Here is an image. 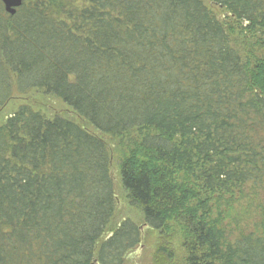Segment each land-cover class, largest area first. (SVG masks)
Instances as JSON below:
<instances>
[{
  "label": "trees",
  "instance_id": "trees-1",
  "mask_svg": "<svg viewBox=\"0 0 264 264\" xmlns=\"http://www.w3.org/2000/svg\"><path fill=\"white\" fill-rule=\"evenodd\" d=\"M235 29L264 39V0H22L13 16L0 2V112L35 92L98 133L25 104L0 124V264H123L139 246L129 220L104 237L107 139L159 232L150 264H264V224L231 239L221 209L264 187V59L243 62Z\"/></svg>",
  "mask_w": 264,
  "mask_h": 264
},
{
  "label": "rangeland",
  "instance_id": "rangeland-1",
  "mask_svg": "<svg viewBox=\"0 0 264 264\" xmlns=\"http://www.w3.org/2000/svg\"><path fill=\"white\" fill-rule=\"evenodd\" d=\"M205 4L223 24L225 23L226 25V22L233 21V19H227L229 15L223 10L209 5L206 2ZM258 34H241L236 29L230 34L232 45L238 51L243 62L249 63L250 67H253L258 59H264V46L259 41L260 39L264 41V39ZM24 104L43 112L49 118L60 117L77 124L89 133L98 135L88 123L81 120L69 107L57 100L35 92H32L27 96L13 98L0 112V124H2L7 116L11 115L18 106ZM105 142L111 146L110 149L112 151L110 176L113 183L115 211L109 225L107 226L104 237L113 232L123 220L131 221L140 229L141 240L138 247L126 253L123 258V264H150L157 245L159 232L150 230L145 225L143 215L139 209L129 205L127 193L125 192L120 179L118 167L119 155L115 151L116 144L108 139L105 140ZM225 200L224 206L222 205L221 209L228 212L224 225H227L226 230L231 239L239 232L246 233L259 231V226L264 224L263 186H253L250 184L243 186L233 193L232 198L231 195H225ZM173 228L176 229L175 226H173ZM180 245L181 238L179 234H177L173 242V247L177 255L182 258L183 251Z\"/></svg>",
  "mask_w": 264,
  "mask_h": 264
},
{
  "label": "water",
  "instance_id": "water-1",
  "mask_svg": "<svg viewBox=\"0 0 264 264\" xmlns=\"http://www.w3.org/2000/svg\"><path fill=\"white\" fill-rule=\"evenodd\" d=\"M4 10L10 16L16 13V10L22 5V0H0Z\"/></svg>",
  "mask_w": 264,
  "mask_h": 264
}]
</instances>
